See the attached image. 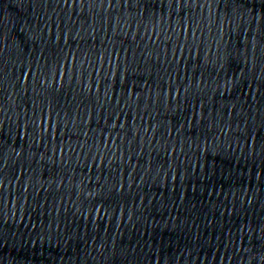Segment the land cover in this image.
Here are the masks:
<instances>
[{
  "label": "water",
  "instance_id": "obj_1",
  "mask_svg": "<svg viewBox=\"0 0 264 264\" xmlns=\"http://www.w3.org/2000/svg\"><path fill=\"white\" fill-rule=\"evenodd\" d=\"M0 109L216 264H264V0H0Z\"/></svg>",
  "mask_w": 264,
  "mask_h": 264
}]
</instances>
